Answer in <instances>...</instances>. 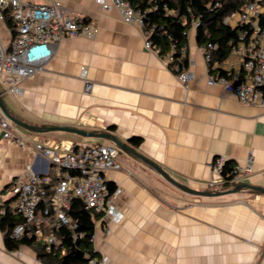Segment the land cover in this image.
I'll list each match as a JSON object with an SVG mask.
<instances>
[{
	"label": "crops",
	"instance_id": "obj_1",
	"mask_svg": "<svg viewBox=\"0 0 264 264\" xmlns=\"http://www.w3.org/2000/svg\"><path fill=\"white\" fill-rule=\"evenodd\" d=\"M62 1L75 19L99 29L97 37L65 40L45 72L20 83L21 93L7 92L2 84L0 91L7 110L19 120L108 133L129 149L119 148L120 168L107 174L110 194L120 191L114 204L122 218L115 222L97 215V257L107 256L110 264H264V193L190 195L136 155L199 191L236 186L223 189L224 178L211 168L216 158H226L235 168L253 156V173L243 183L264 188V109L207 84V64L195 34L189 39L186 68L196 77L185 87L119 10L105 13L95 0ZM6 28L0 23L3 36ZM217 66L242 73L240 59L231 54ZM83 68L92 83L89 93ZM28 133L57 150L114 144L66 131ZM132 139L141 142L135 145ZM33 141L24 149L0 135V264H43L27 245L9 251L1 226V210L15 203L13 181L28 174L29 167L41 174L47 169L46 160L32 150Z\"/></svg>",
	"mask_w": 264,
	"mask_h": 264
},
{
	"label": "built area",
	"instance_id": "obj_2",
	"mask_svg": "<svg viewBox=\"0 0 264 264\" xmlns=\"http://www.w3.org/2000/svg\"><path fill=\"white\" fill-rule=\"evenodd\" d=\"M105 13L119 10L124 22L136 25L145 38V47L160 55L149 37L154 27L145 29L147 12L135 8L130 0H95ZM264 13L259 0L247 4L242 11L235 12L225 19V24L234 28L242 27L238 43L231 49V55L240 59L242 73L222 74L211 67L218 46L207 43L200 47L207 64V84L218 85L236 96L240 103L264 109V27L260 25ZM16 23L15 33L6 28L10 38L6 40L0 32V84L7 92L21 93L22 81L35 77L47 70L57 47L65 40L77 38H96L99 29L91 22L75 19L72 11L62 0H50L47 3H28L24 0H0V23L5 25L6 15ZM200 25L195 20L192 29ZM190 32V31H189ZM189 35V33H188ZM189 47L181 49V58L186 57L188 64ZM177 47L162 58L166 66L176 73V78L185 87L195 80V74L182 68L176 57ZM161 56V55H160ZM192 63V62H191ZM190 66V65H189ZM87 69H82L85 92L92 90V83L87 79ZM0 135L21 148H28L33 141L32 134L23 131L14 124L0 108ZM32 150L46 160L47 169L41 174L29 167L25 176L16 178L11 186L15 196L12 212L22 217L10 236L14 240L34 239L42 242L48 252L61 245V240L48 232L52 228H67L73 239L82 238L78 232V223L70 216L72 202L80 199L85 210L94 215L105 214L115 222L122 215L114 204V197L119 190L110 194L107 174L118 170L119 148L112 145H90L74 150H57L43 142L33 141ZM226 158H216L212 170L223 179ZM52 172L56 178H52ZM253 173V156L245 166H235L234 184L243 183ZM7 210H1L5 215ZM96 220V219H95ZM96 227V226H95ZM95 241V232L91 242ZM107 256L95 257L89 264H110Z\"/></svg>",
	"mask_w": 264,
	"mask_h": 264
},
{
	"label": "trees",
	"instance_id": "obj_3",
	"mask_svg": "<svg viewBox=\"0 0 264 264\" xmlns=\"http://www.w3.org/2000/svg\"><path fill=\"white\" fill-rule=\"evenodd\" d=\"M135 8L144 9L145 29L154 27L149 37L152 44L160 50V55L168 53L172 44L177 47L176 57L182 68L188 65L186 57L181 58V49L189 44V31L194 21H200L195 29L196 42L201 47L207 43L218 46L212 60L211 67L222 74L228 72L221 70L217 64L224 62L231 53V49L238 43L242 27L234 28L225 24V19L235 12H240L249 3L255 0H130ZM264 8V0H259ZM5 25L15 33L16 23L10 15L5 17ZM260 25L264 27V13L261 15ZM135 145L140 144L139 139L131 140ZM235 168L233 163L227 162L223 170V189H229L233 185ZM113 186L109 185L112 193ZM7 213L1 214V226L5 235L6 247L9 251L18 249L21 245H27L35 250L38 258L43 264H89L91 259L97 257L91 238L95 232L96 215L85 210L84 203L80 199L72 202L70 216L78 223V232L83 234L82 238L74 240L70 231L65 228H52L48 232L61 240V245L54 247L48 252L45 245L34 239L14 240L10 236L12 228L23 219L20 215L12 212L10 207Z\"/></svg>",
	"mask_w": 264,
	"mask_h": 264
},
{
	"label": "water",
	"instance_id": "obj_4",
	"mask_svg": "<svg viewBox=\"0 0 264 264\" xmlns=\"http://www.w3.org/2000/svg\"><path fill=\"white\" fill-rule=\"evenodd\" d=\"M3 95L4 93L0 91V108L4 112V114L17 126L20 128L31 132V133H44V132H49V131H66V132H71V133H76L82 136H87V137H96V138H102L106 139L110 142H113L118 148H120L123 151H128L129 149L120 143L116 137L108 134V133H100V134H95V133H90L86 131H81L76 128H62V127H38L34 126L31 124H28L22 120H19L18 118L14 117L10 112L7 110L4 102H3ZM136 154V153H135ZM139 158H141L146 164H148L152 169H154L160 176H162L168 183L171 185L175 186L182 192H185L190 195L194 196H200V197H218L221 195H226L230 193H237L241 192L243 190H251V191H256L260 193H264V188L257 187V186H252L250 184H239L233 187L231 190L227 191H199L196 189H193L189 187L188 185L176 180L173 176H171L168 172L160 168L159 166L155 165L154 163L148 161L146 158L139 156L136 154Z\"/></svg>",
	"mask_w": 264,
	"mask_h": 264
},
{
	"label": "rangeland",
	"instance_id": "obj_5",
	"mask_svg": "<svg viewBox=\"0 0 264 264\" xmlns=\"http://www.w3.org/2000/svg\"><path fill=\"white\" fill-rule=\"evenodd\" d=\"M194 34H195V30L191 29V31L189 32V39H192ZM4 38L8 40L10 38V33L7 32V34L4 35ZM0 88H2L1 84H0Z\"/></svg>",
	"mask_w": 264,
	"mask_h": 264
}]
</instances>
